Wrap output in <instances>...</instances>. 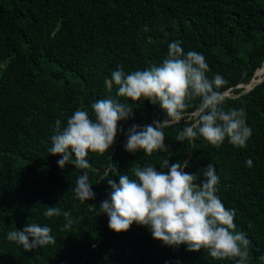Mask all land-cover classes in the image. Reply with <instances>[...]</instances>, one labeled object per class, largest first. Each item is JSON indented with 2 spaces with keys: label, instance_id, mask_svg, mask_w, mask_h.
Listing matches in <instances>:
<instances>
[{
  "label": "trees",
  "instance_id": "16d2710c",
  "mask_svg": "<svg viewBox=\"0 0 264 264\" xmlns=\"http://www.w3.org/2000/svg\"><path fill=\"white\" fill-rule=\"evenodd\" d=\"M172 41H180L185 52L202 53L209 78H224L225 108L243 107L252 135L246 147L227 139L217 147L202 137L180 142L181 121L165 129L169 159L187 160L185 171L191 173L215 166L217 195L225 208L235 210L236 230L251 241L249 264H259L264 254V0H0V264H235L213 259L206 249L164 246L135 223L126 232H113L108 217L91 207L99 208L107 198V179L118 182L115 172L105 176L111 163L131 177L134 162L159 169L164 153L126 152L121 132L109 151L89 153V169H61L60 156L48 152L55 121L63 125L77 109L94 118L91 105L101 99L132 103L133 117L118 123L123 129L166 118L147 100L117 97V86L110 88L107 81L118 66L131 72L159 65ZM260 71L259 83L248 91L240 87ZM197 103L186 110V119ZM84 171L96 197L81 203L73 188ZM46 206L69 210L78 222L64 230V217H46ZM30 223L48 225L56 243L25 251L6 239L9 231Z\"/></svg>",
  "mask_w": 264,
  "mask_h": 264
},
{
  "label": "clouds",
  "instance_id": "9594fccd",
  "mask_svg": "<svg viewBox=\"0 0 264 264\" xmlns=\"http://www.w3.org/2000/svg\"><path fill=\"white\" fill-rule=\"evenodd\" d=\"M144 30L148 31L147 26ZM209 71L203 54L185 52L180 41L168 44L167 57L159 65L131 72L118 66L107 81L110 88L113 84L117 86V97L131 102L147 100L158 105L166 118L123 129L118 123L133 117L132 103L112 97L101 99L91 105L94 118L88 111L77 109L63 125L57 119L48 152L60 156L57 165L61 169L67 165L89 169L91 164L86 158L89 153L109 151L121 132L126 137L123 145L126 152L164 153L160 156L159 169L153 164L138 166L134 162L129 169L131 177L121 174L117 165L111 163L105 176L115 172L118 182L107 179L110 189L107 198L99 208L91 205L97 215H106L109 229L116 233L128 231L135 223L145 227L164 246L185 245L188 251L206 249L213 259H234L235 264H249L251 241L236 230L235 210L225 208L217 195L219 176L215 166L209 163L195 173L187 172L189 162L172 163L165 143V129L184 121V127L176 135L177 141L193 143L202 137L219 147L227 139L233 146L246 147L252 135V128L246 123V111L243 107L225 108L226 98L220 91L225 80L219 74L209 78ZM197 100L191 120L186 119V110ZM246 164L251 166L252 160ZM92 185L87 171L78 176L73 192L81 203L95 199ZM44 215H62L64 230H71L78 222L71 211H62L56 206H46ZM51 232L48 225L30 223L20 230L9 231L6 239L25 251H32L55 244L56 237ZM258 260L264 264V254Z\"/></svg>",
  "mask_w": 264,
  "mask_h": 264
},
{
  "label": "water",
  "instance_id": "95a60500",
  "mask_svg": "<svg viewBox=\"0 0 264 264\" xmlns=\"http://www.w3.org/2000/svg\"><path fill=\"white\" fill-rule=\"evenodd\" d=\"M262 67H264V62H263V64H262ZM252 80H253V78L250 80V82L249 83H247V84H243V85H240V87H245V91H248L253 85H255V84H257V83H259V82H257V83H253L252 82ZM252 84V85H251ZM251 85V86H250Z\"/></svg>",
  "mask_w": 264,
  "mask_h": 264
},
{
  "label": "rangeland",
  "instance_id": "374dc122",
  "mask_svg": "<svg viewBox=\"0 0 264 264\" xmlns=\"http://www.w3.org/2000/svg\"><path fill=\"white\" fill-rule=\"evenodd\" d=\"M261 75V72H258L257 73V77H256V79L255 80H253V81H255L254 83H256V82H258L259 80H260V78L262 77V76H260ZM227 94H230L231 95V92L229 93H227Z\"/></svg>",
  "mask_w": 264,
  "mask_h": 264
},
{
  "label": "bare ground",
  "instance_id": "6f19581e",
  "mask_svg": "<svg viewBox=\"0 0 264 264\" xmlns=\"http://www.w3.org/2000/svg\"><path fill=\"white\" fill-rule=\"evenodd\" d=\"M264 70V69H263ZM261 72V71H260ZM253 82V81H252Z\"/></svg>",
  "mask_w": 264,
  "mask_h": 264
}]
</instances>
